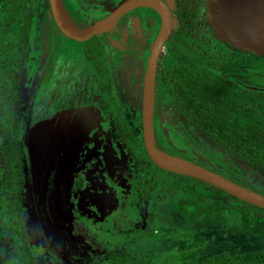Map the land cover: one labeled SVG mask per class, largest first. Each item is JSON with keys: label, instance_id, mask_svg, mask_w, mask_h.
<instances>
[{"label": "rangeland", "instance_id": "374dc122", "mask_svg": "<svg viewBox=\"0 0 264 264\" xmlns=\"http://www.w3.org/2000/svg\"><path fill=\"white\" fill-rule=\"evenodd\" d=\"M14 1L0 0V224L21 225L20 165L24 154L26 190L21 203L23 212L29 214L32 233L38 223L31 206V186L50 224V234L67 252L56 257L52 247H44L43 253L28 250L29 264H264V214L255 205L243 204L223 190H212L206 181L176 172L158 173L155 184L148 185L146 197L133 191L134 183L149 175L151 166H157L145 151L142 126L134 113L141 108L143 90V78L136 72L135 63L141 60L145 68L148 58V50L136 45L135 35L140 25L148 34V23L154 26L146 14L151 9L137 11L138 21L133 25L122 19L89 40L78 41L60 32L49 0ZM80 1L84 8L77 0H65L70 24L78 30L108 15L122 0ZM164 1L173 14L174 0ZM204 1L209 11L213 3ZM154 28L152 41L160 21L157 30ZM177 28L173 19L161 50L159 74L182 67L186 69L184 75L202 83L209 79L206 73L211 69H235L246 74L238 78L264 87V57L234 53L215 27L199 44L186 41ZM95 64L98 70L92 68ZM180 72L172 71L171 75L180 76ZM183 82L178 84L181 90ZM233 98L240 105L246 100L253 102L264 113V93H241L237 89ZM93 104L110 118L108 130L121 141L119 151L135 163V175L130 174L129 166L126 172L121 169L124 154L114 163L113 146L107 138L109 174H116L117 182L129 192L126 207L116 221L123 225V232L117 233V228L112 231L114 237L119 235V239L108 240L112 244L94 238L83 241L82 236L71 234L70 228L74 157L85 142L92 109L101 115ZM176 104L159 79L153 107L158 144L264 195V158L239 157L222 141L204 133ZM170 110L176 122L181 120L183 128L178 132H170L168 124L174 119L169 117ZM255 116L264 127V114L255 112ZM28 162L34 179L31 183ZM56 225L63 228L58 231ZM66 242L71 244L67 250Z\"/></svg>", "mask_w": 264, "mask_h": 264}, {"label": "flooded vegetation", "instance_id": "af4514ba", "mask_svg": "<svg viewBox=\"0 0 264 264\" xmlns=\"http://www.w3.org/2000/svg\"><path fill=\"white\" fill-rule=\"evenodd\" d=\"M77 2L80 7L82 8L85 7V4L81 2L80 0H77ZM165 3L167 4V2ZM62 5L64 9L66 10V12H68L65 0H62ZM146 8H150V7H137L128 12H125L123 15L119 17L116 23L118 24L119 22L122 21V19L123 20L125 19L126 21L129 22V25H133L136 20L138 21L137 11L143 10V9L145 10ZM150 9H151L150 10L151 12H149L150 14L146 13L147 19L151 18V22H153L154 26H151V24H149L150 22L148 23L147 29L150 31L148 34L143 31L140 25L139 28H141V30L139 31L137 35H135V38L137 41L136 45L139 47L140 50L147 49L148 55L152 48L153 42L155 41V39L152 41L151 32L154 31L152 30V28L155 27L157 30L159 21H160V15L158 16L155 13L156 10L153 8H150ZM212 11H213V5L209 8V11H208L207 3L204 0H199V13H202V15L205 16L210 27L206 30L203 28L200 29V33L195 35V37H193L192 39L187 38V37L184 38L186 41H192V42H196V44H199L201 43L200 40L205 37V34L207 32H212L211 29L214 28L211 22L212 15H213ZM170 12L172 16V21L173 19H175L178 24V20L175 14V0H174L173 14H172L171 9H170ZM177 31L179 32L178 28H177ZM60 32L63 33L61 30ZM170 32H171V29H170ZM93 36L86 39V41L92 38ZM165 41H164V44H165ZM224 42L226 43L225 45H227L228 48H230V50H233L234 53L241 52L244 54L246 53L253 54L250 51H243L237 47H234L227 41H224ZM163 46H162V49H163ZM160 54H161V51H160ZM160 54L157 60V67H156V72H155L154 91H155V86L157 85V82L159 79L164 84L167 91H169V88L164 83L166 77L167 79L170 80L173 86H175L177 89H180L178 87V84L182 81H185L183 80V78H180V76H184L188 78L190 82H194L196 85H198V87L201 90L203 91L211 90L216 96L215 102L214 101L212 102L211 100L204 101L203 100L204 98L202 96H199L197 97L198 104H201L202 106L207 105V104L212 106V108L216 112L220 113L222 116H227L229 118V121L232 123H234L235 120H238L239 123H241L242 125H248V126L252 125L254 127H259L263 131V134H264L263 125L260 122L256 121V120L261 121V119L256 118L255 116L256 111L253 110V108L255 107L257 109L256 113L264 114L262 111L259 110L258 105L248 100L244 101L243 105H240L239 102L233 98V94L235 93V90L237 89L241 93L254 92L257 95L263 94L264 93L263 86L252 83L248 79L238 78L237 76L242 77V75L245 76L246 74L242 73L241 71H236L235 69H230L231 71H224V70L219 71L221 68L215 71L214 70L212 71L211 69V71L206 73L208 78L211 80L203 79L202 83L198 82L194 78L191 79L189 76L184 75L183 70H186V69H183L182 67H177V68L172 69V71L176 73H180V74H181L180 72L181 70L182 75L180 76L171 75L172 73L171 70H166V71L164 70L159 74ZM253 55L264 57V55H256V54H253ZM230 58L234 60L233 56ZM230 58L228 59L231 60ZM94 67L96 70L99 69L98 64L92 65L93 69ZM135 69H136V72H138V74L140 73L143 78L145 68L141 60L135 63ZM183 85H184V82H183ZM250 87H255L257 89H252ZM184 91L186 92V95H187V88L185 87V85H184ZM142 92L143 90L141 91V96H142ZM169 93L172 97H174L175 103H177L176 105L181 110V112L186 113L185 108L179 103L177 95L171 93L170 91ZM79 100H81V98ZM81 101L82 102L85 101L84 98ZM94 106L98 108L101 115L99 116V114L96 113L94 109H92L91 116L88 117L89 124H88V128L85 134V142L83 145L79 147V150L77 151V155H75L74 157L75 165H74V169L72 173L73 179H72V183L70 187L71 202L73 205L70 228H71V234L77 237L82 236L83 241L88 242L91 238H94L96 240L100 239L99 241L104 240L106 244H112V242L108 241L109 239H111L112 241L115 239H119V235H116V237H114V235L112 234V231L115 228H117L116 229L117 233L123 232L122 231L123 225H117L116 221L122 215L126 207V202H127V197H129L128 196L129 192H127V190L124 188V186L121 183L117 182L116 174L112 176L109 174V171H108L109 166L107 165L106 160H105L106 159L105 157L106 156V146L108 142L107 138H109L110 140L109 142L113 146V152H111L113 154L112 155L113 157L111 158V160L116 158L114 163H117L118 156L124 153L120 152L118 149L119 143L121 141L119 139L115 140L114 137L110 135V132L108 130V125H107V122L109 121L110 118L107 116L106 113H103V111L100 110L98 105L95 104ZM153 107H154V100H153ZM245 108L246 109L250 108V109H248V114L243 116L241 115V112ZM134 113H135V116L139 118L138 124L142 126V123H141L142 104H141V108L139 107V109H137V111ZM233 113H239L242 117H239V116L235 117ZM171 114L173 115V112H171L170 110L169 117H172V119L174 118L173 121L170 124H168L169 129L171 130L170 132H178L181 130V128H183L182 123L180 122L181 120L176 122L175 121L176 117L172 116ZM194 123H196V125H198V127H200V129H202L204 133H208L204 125L202 126L198 122H194ZM154 125L155 123L153 124V127ZM186 129L187 128L184 127V130ZM222 131H225V129H223ZM154 140H155L156 146L159 149L171 155L184 159L180 155L168 152L167 150H165L163 147H161L158 144L157 136L155 134V127H154ZM176 140L179 141V139H176ZM24 153L26 154V157H27L26 148L24 149ZM23 156H22L21 165H20L23 188L19 196V205L21 209V213H20L21 225H17L16 227V225H5V224L1 225L0 224V264H3L4 261H5L4 264H29L30 259H29L28 250L35 252V250L39 249V251L43 253L44 247H52L53 252H55L56 257L59 256L58 254L67 253L66 251L63 252L59 248L58 243H56L54 236L50 234L51 230L50 228H48V225L50 224L48 220L44 218L45 216L44 212L40 211V206L38 205V202H37V193L30 184L31 181H34V179L32 176L31 167L29 166V162H28V173L27 174H28V181L30 180L29 184L31 186V194H32L31 206H33L34 218L36 222L38 223V225L35 226L36 232L32 233V229H31L32 225H30L28 222L29 214L27 212L25 213L23 212L24 209L21 203L22 193L26 190L25 177L23 175L24 174L23 173ZM124 158H125V166L121 169L125 170L126 172V167L129 166L133 171L130 174L135 175L136 171H135L134 160L130 161V158L127 155L125 156V154H124ZM245 160H248V159H245ZM152 168H155L154 165L151 166L149 174L152 171ZM121 169L118 171V173L121 171ZM158 173H160V171H158ZM145 176H148V175H145ZM141 180L140 181L138 180L139 182L137 181L134 183L133 191L139 192L137 186L141 182ZM103 225H106V226H103ZM56 226L58 228V231L63 228V226L60 227V225H56ZM68 245L71 246V244H68L66 242L64 246L66 250H67Z\"/></svg>", "mask_w": 264, "mask_h": 264}, {"label": "water", "instance_id": "95a60500", "mask_svg": "<svg viewBox=\"0 0 264 264\" xmlns=\"http://www.w3.org/2000/svg\"><path fill=\"white\" fill-rule=\"evenodd\" d=\"M215 30L224 41L243 51L264 55V0H211ZM53 19L68 37L84 41L116 24L119 17L137 7H150L160 15V28L146 61L142 92V139L146 153L160 168L189 175L222 189L228 194L264 209V195L233 182L209 169L197 166L159 149L154 140L153 100L157 60L172 23L169 7L163 0H123L105 18L82 30L70 24L62 0H49ZM257 89L255 87H250ZM178 170L165 167L166 164Z\"/></svg>", "mask_w": 264, "mask_h": 264}, {"label": "trees", "instance_id": "16d2710c", "mask_svg": "<svg viewBox=\"0 0 264 264\" xmlns=\"http://www.w3.org/2000/svg\"><path fill=\"white\" fill-rule=\"evenodd\" d=\"M14 2V0H11L10 3L15 4ZM175 14L178 20V33L183 38L187 37L192 39L195 35L200 33V29L203 28L206 30L210 27L205 16H203L202 13H199V0H175ZM10 16L11 15H9V18ZM9 18L7 16L6 23L9 22ZM180 78L185 80L184 85L187 88V95L184 89L180 90L173 86L167 77L165 78L164 83L171 93L177 95L179 103L185 108L186 113L194 122H198L202 126L204 125L209 135L214 139L222 141L238 156L248 160L264 158V134L259 127L242 125L238 120H235L234 123H232L227 116H222L220 113L216 112L212 106L208 104L204 106L198 104L197 97L199 96H202L204 101L211 100L212 102H215V94L211 90H201L198 85L194 82H190V80L184 76H180ZM248 109L245 108L241 112V115L244 116L248 114ZM253 110L257 112L255 107ZM223 129H225V131H222ZM154 167L155 168H152L150 174L143 177L137 186L142 197H146L148 185L150 183L152 185L155 184V180L158 177V171L165 175L173 174L172 172L158 166L154 165ZM196 180L202 181L200 179ZM210 188L216 191L222 190L211 184ZM228 195L237 199L234 195ZM242 203L245 204L246 202L242 200ZM260 209L264 214V209Z\"/></svg>", "mask_w": 264, "mask_h": 264}, {"label": "bare ground", "instance_id": "6f19581e", "mask_svg": "<svg viewBox=\"0 0 264 264\" xmlns=\"http://www.w3.org/2000/svg\"><path fill=\"white\" fill-rule=\"evenodd\" d=\"M165 167L170 168V169H174V170H178L176 167L171 166L170 164H166Z\"/></svg>", "mask_w": 264, "mask_h": 264}, {"label": "crops", "instance_id": "0c3cea01", "mask_svg": "<svg viewBox=\"0 0 264 264\" xmlns=\"http://www.w3.org/2000/svg\"><path fill=\"white\" fill-rule=\"evenodd\" d=\"M44 226V225H43ZM60 227H62V225H60ZM49 240V239H48ZM2 263V262H1ZM5 263V261L3 262V264Z\"/></svg>", "mask_w": 264, "mask_h": 264}]
</instances>
